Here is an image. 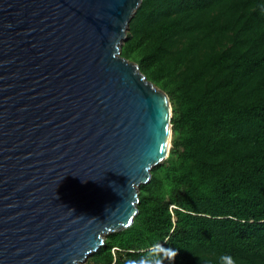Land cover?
Listing matches in <instances>:
<instances>
[{"label":"water","instance_id":"water-1","mask_svg":"<svg viewBox=\"0 0 264 264\" xmlns=\"http://www.w3.org/2000/svg\"><path fill=\"white\" fill-rule=\"evenodd\" d=\"M143 0H0V264H84L134 223L168 94L122 56Z\"/></svg>","mask_w":264,"mask_h":264},{"label":"trees","instance_id":"trees-1","mask_svg":"<svg viewBox=\"0 0 264 264\" xmlns=\"http://www.w3.org/2000/svg\"><path fill=\"white\" fill-rule=\"evenodd\" d=\"M122 56L173 105L166 163L96 264H264V0H143Z\"/></svg>","mask_w":264,"mask_h":264},{"label":"clouds","instance_id":"clouds-1","mask_svg":"<svg viewBox=\"0 0 264 264\" xmlns=\"http://www.w3.org/2000/svg\"><path fill=\"white\" fill-rule=\"evenodd\" d=\"M218 264H236V261L229 255H221L218 257Z\"/></svg>","mask_w":264,"mask_h":264},{"label":"rangeland","instance_id":"rangeland-1","mask_svg":"<svg viewBox=\"0 0 264 264\" xmlns=\"http://www.w3.org/2000/svg\"><path fill=\"white\" fill-rule=\"evenodd\" d=\"M170 102H171V100H170ZM171 107H172V118H173V105H172V102H171ZM173 140H174V133H173V130H172L171 148H170V151H171V149H172V143H173ZM169 157H170V153H169V155L167 156L166 160H165L163 163H166L167 160L169 159ZM163 163H162V164H163ZM91 257H92V255L89 257V259H88L84 264H96L94 261L90 260Z\"/></svg>","mask_w":264,"mask_h":264},{"label":"bare ground","instance_id":"bare-ground-1","mask_svg":"<svg viewBox=\"0 0 264 264\" xmlns=\"http://www.w3.org/2000/svg\"><path fill=\"white\" fill-rule=\"evenodd\" d=\"M169 153H170V144L168 145V148H167L166 154L164 156V159L167 158V156L169 155Z\"/></svg>","mask_w":264,"mask_h":264}]
</instances>
